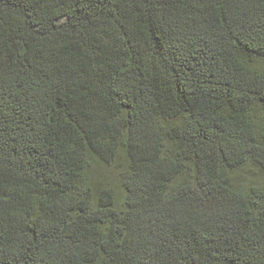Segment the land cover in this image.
<instances>
[{"label":"trees","instance_id":"16d2710c","mask_svg":"<svg viewBox=\"0 0 264 264\" xmlns=\"http://www.w3.org/2000/svg\"><path fill=\"white\" fill-rule=\"evenodd\" d=\"M244 167L264 0H0V264H264Z\"/></svg>","mask_w":264,"mask_h":264},{"label":"rangeland","instance_id":"374dc122","mask_svg":"<svg viewBox=\"0 0 264 264\" xmlns=\"http://www.w3.org/2000/svg\"><path fill=\"white\" fill-rule=\"evenodd\" d=\"M91 172H93L92 176L94 182H100L102 185L107 183L114 185L116 183L119 170L115 168H102L100 166H94ZM233 176L240 187L264 183V170L244 167L235 171Z\"/></svg>","mask_w":264,"mask_h":264},{"label":"snow or ice","instance_id":"6c2138e0","mask_svg":"<svg viewBox=\"0 0 264 264\" xmlns=\"http://www.w3.org/2000/svg\"><path fill=\"white\" fill-rule=\"evenodd\" d=\"M57 23H59V21H57Z\"/></svg>","mask_w":264,"mask_h":264}]
</instances>
